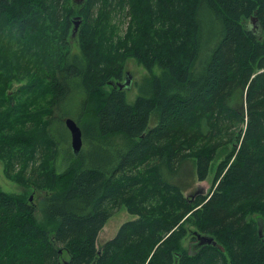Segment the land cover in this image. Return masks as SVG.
<instances>
[{
	"label": "trees",
	"instance_id": "16d2710c",
	"mask_svg": "<svg viewBox=\"0 0 264 264\" xmlns=\"http://www.w3.org/2000/svg\"><path fill=\"white\" fill-rule=\"evenodd\" d=\"M73 8L77 48L65 42ZM0 20V89L32 71L21 90L49 100L43 123L27 120L30 136L11 140L1 122L0 144L20 145L15 161L31 165L19 182L51 191L43 223L24 195L0 188V264H264V0H0ZM51 41L68 48L62 61ZM128 57L160 70L132 105L109 84ZM66 118L82 149L62 165ZM230 145L211 187L186 192ZM122 206L137 219L97 248Z\"/></svg>",
	"mask_w": 264,
	"mask_h": 264
},
{
	"label": "rangeland",
	"instance_id": "374dc122",
	"mask_svg": "<svg viewBox=\"0 0 264 264\" xmlns=\"http://www.w3.org/2000/svg\"><path fill=\"white\" fill-rule=\"evenodd\" d=\"M74 1L75 0H69L70 3ZM80 22H81V17H80L79 8H73V11L69 18L68 30L65 36V39H66L65 42L67 43V45L71 46L74 44V47L77 48L76 32L78 30V26H79L78 24ZM1 27H2V30H6L7 26H6L5 21L1 22ZM125 27H126V23L124 22L120 30L118 31V34H117L118 39L123 38L127 35L126 32L123 33ZM50 46H51V50L54 52H47V53L52 55L56 59L57 57H59L60 59L59 61H62L68 48L64 49L63 52L60 51L61 53L58 54V52L55 51L58 49L57 43L55 44L54 42L51 41ZM10 51L14 52V50L12 49H10ZM120 72L122 73L121 78H123L124 75L125 76L127 75L128 80L130 81L129 88L124 89V90L126 93V102L129 105H132L136 97L139 96L137 84L140 83L143 78H148L153 75H158L160 73V70L157 67H155L153 68L152 72H149L142 65L138 64L137 61L133 57H128L123 62L122 67L120 68ZM0 76L3 78V75H0ZM5 76H9L7 79H10L12 77V75L10 76L8 74H6ZM16 77H21V76L14 74V78H12V81L9 82L7 90L2 91L0 89V98H2L1 97L2 95L6 101V104H8L9 102L12 103L11 100H13L14 105L17 106V109H16L17 112H15L13 115H8L9 110L7 109L9 108L7 107V105L5 106V103L3 101L4 105H1L2 103H0L1 112H3L0 115V118H3L2 120H0V123L5 122L6 125H12V128H9L8 131H6L7 135H9V137L13 135L11 136L12 137L11 140L18 141V140H21V137L25 138L32 134L31 130L29 129L27 130L28 128V125L26 126L27 120L31 122H35V123L37 122L43 123L42 119H44V113L47 112L48 110L49 100L47 101L48 93L46 94L43 89L39 91L34 90L32 93H28V92H25L24 90H21V86L23 84H29L34 80V74L32 71L28 74L22 75L23 78L21 80L20 78H16ZM123 80L121 79L118 81L117 79H115L117 83L124 84L126 82V79L124 81ZM117 83H114V84H117ZM6 112L8 116L7 119L5 115ZM16 119H18L17 122L19 123L14 122ZM1 127L3 128L4 126L1 125ZM1 127H0V133H2ZM26 131H27V136H25ZM68 132L66 131V129H63V127L59 128V134L62 136V138H64L63 140L65 141L67 139ZM4 140H6L5 137H4ZM11 144L13 146V144L15 143L12 142ZM8 146L7 144H4V145H1V148H0V155L11 151L9 154L10 156L8 157L9 158L8 160L9 168H7L6 162L2 160L0 157V188L3 191L8 192V193H12V194L21 193L22 195H24V197L26 198L29 204L32 203L33 205H35L34 207L36 209L37 220L43 223H46L40 213V205L44 197L45 196L48 197L51 191L48 188L44 189V191L39 190V189L37 190L34 188L35 186L31 182L28 184H24L25 181L19 182V180L22 177L26 179L31 177L30 171L32 167L31 165H29L27 168L24 169L21 165L26 166L25 164L20 165V164H17V162L15 161V157L21 148L20 145L15 146V147L11 146L10 148ZM64 148H66L67 153L64 154L62 158H60L62 161L61 163L62 165H66L67 161H70L71 163L73 160H70V158L74 159L73 156H69V154L71 155L70 137H69L68 144L62 147V149ZM232 148L233 147L230 145L227 148L222 149L217 155V157L211 162L210 168L208 170V177L205 180V182L200 183V181H198L197 179L195 180V178H193V180H191L190 183L188 184L186 192H191L192 188H195V185L196 186L200 185L203 190L209 189L211 187V183L213 181L217 168L219 167L221 162L225 159L227 154H229L232 151ZM39 160L40 159L37 157V160L35 161L36 167L39 165ZM6 172H9L8 176H6ZM136 219H137V216L129 214L125 206H122L118 209L113 210L111 217L107 220L102 230L98 234L97 248H100L105 242L112 239L117 233L119 227L123 223L127 221H133ZM248 219L255 220V215L250 216ZM263 237H264V232H263ZM188 244H189V240H185L183 242V247L188 248Z\"/></svg>",
	"mask_w": 264,
	"mask_h": 264
},
{
	"label": "water",
	"instance_id": "95a60500",
	"mask_svg": "<svg viewBox=\"0 0 264 264\" xmlns=\"http://www.w3.org/2000/svg\"><path fill=\"white\" fill-rule=\"evenodd\" d=\"M251 26L253 29H256L255 20H251ZM126 83L127 84H122V85L120 84L119 88L128 89L130 86V81H127ZM65 124L70 133V148H71L73 155L76 157L79 155L82 149V133L79 127L77 126V124L72 119H67L65 121ZM205 192L206 190H203L202 194ZM261 233H262V227L260 224L258 228L259 237H261ZM198 239L200 240V243H206V244L212 243L213 245H215V243H213L212 238L198 236Z\"/></svg>",
	"mask_w": 264,
	"mask_h": 264
},
{
	"label": "bare ground",
	"instance_id": "6f19581e",
	"mask_svg": "<svg viewBox=\"0 0 264 264\" xmlns=\"http://www.w3.org/2000/svg\"><path fill=\"white\" fill-rule=\"evenodd\" d=\"M125 79H126V82L129 81L127 75L124 76V80H125ZM124 80H123V81H124ZM126 82H125L124 84H126ZM109 84L112 85L113 87H118V88H119V85H120V84L122 85L123 83H117V84H114L113 82H109ZM119 89H122V88H119ZM123 89H124V88H123ZM67 119H71V118H66L65 121H66ZM65 121H64V123H65ZM65 126H66V124H65ZM66 128H67V127H66ZM67 130H68V129H67ZM198 236H199V237H205V236L197 235V238H198ZM208 238H210V237H208ZM198 241H199V243H200V240H199V239H198ZM200 244H202V243H200Z\"/></svg>",
	"mask_w": 264,
	"mask_h": 264
}]
</instances>
